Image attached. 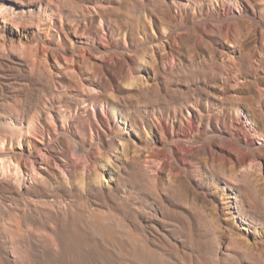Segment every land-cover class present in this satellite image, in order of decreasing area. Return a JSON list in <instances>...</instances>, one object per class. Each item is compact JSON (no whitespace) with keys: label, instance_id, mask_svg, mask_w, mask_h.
Instances as JSON below:
<instances>
[{"label":"rangeland","instance_id":"374dc122","mask_svg":"<svg viewBox=\"0 0 264 264\" xmlns=\"http://www.w3.org/2000/svg\"><path fill=\"white\" fill-rule=\"evenodd\" d=\"M14 2L0 20V127L31 123L12 154L25 174L65 180L85 234L70 264H264V0ZM94 175L104 192L87 191Z\"/></svg>","mask_w":264,"mask_h":264},{"label":"bare ground","instance_id":"6f19581e","mask_svg":"<svg viewBox=\"0 0 264 264\" xmlns=\"http://www.w3.org/2000/svg\"><path fill=\"white\" fill-rule=\"evenodd\" d=\"M23 3V1H21ZM55 6V5H54ZM38 7V6H37ZM57 7V6H56ZM16 8L14 0H0V20L7 23L11 19L8 9ZM21 8V7H20ZM34 8V7H33ZM41 8V7H40ZM44 8V7H43ZM59 8V7H58ZM85 8V7H84ZM84 8L81 9L84 10ZM18 10V9H17ZM29 10V9H28ZM50 10V9H49ZM13 11V10H12ZM41 12V11H40ZM98 12V10H97ZM96 12V13H97ZM34 13V12H33ZM54 13V12H53ZM80 14V13H79ZM83 14V13H82ZM85 14V13H84ZM13 15V14H12ZM87 15V14H86ZM98 15V14H97ZM78 16V15H77ZM31 17V16H29ZM36 17V16H35ZM64 17V15H63ZM67 17V16H66ZM74 17V15H73ZM83 17V16H82ZM81 17V18H82ZM39 18V17H38ZM79 18V17H78ZM230 18V17H229ZM30 18H28L29 21ZM32 19V18H31ZM61 19V18H60ZM76 19V18H75ZM232 19V18H231ZM235 19V18H233ZM18 20V19H17ZM60 21V20H59ZM211 21V20H210ZM12 22V21H10ZM260 24V23H259ZM4 25V24H3ZM263 25V24H262ZM21 26V25H20ZM217 26V25H215ZM16 27H18L16 25ZM15 27V28H16ZM20 29V28H19ZM258 29V28H257ZM2 30V29H1ZM10 30V29H9ZM11 32V31H10ZM69 33V32H68ZM2 35V34H1ZM180 35V34H179ZM15 36V35H14ZM26 36V35H25ZM29 36V35H28ZM37 36V35H36ZM23 37V36H22ZM27 39V38H26ZM25 39V40H26ZM75 39V38H74ZM257 39V38H256ZM8 41V39H7ZM20 41V40H19ZM263 41V40H262ZM11 42V41H10ZM21 42V41H20ZM27 42V41H26ZM71 42V41H70ZM15 43V42H14ZM42 43V41H41ZM40 43V44H41ZM11 44V43H10ZM17 44V42L15 43ZM21 44V43H20ZM72 44V43H71ZM153 44V43H152ZM89 45V44H88ZM6 45L0 43V63L4 57L9 58V52L6 51ZM17 46V45H16ZM38 46V45H37ZM185 46V45H184ZM26 61H32L29 47L19 46ZM32 47V45H31ZM34 47V46H33ZM32 47V49H33ZM39 47V46H38ZM42 47V45H41ZM44 47V44H43ZM56 47V45H55ZM74 47V46H73ZM142 47V46H141ZM12 48V47H11ZM18 49V46L16 47ZM35 48V47H34ZM50 48V47H49ZM10 47L8 48V50ZM19 49V50H20ZM31 49V50H32ZM44 49V48H43ZM53 49V48H52ZM18 50V51H19ZM36 50V49H35ZM46 50V49H45ZM58 50V49H56ZM89 50V49H88ZM87 50V51H88ZM108 50V49H107ZM152 50V49H151ZM39 51V49H38ZM59 51V50H58ZM103 51V50H102ZM154 51V50H153ZM12 52V51H11ZM15 52V50H14ZM41 52V51H40ZM75 52V48H74ZM73 52V54H75ZM90 52V51H89ZM126 52V51H125ZM155 52V51H154ZM20 53V51H19ZM86 53V52H85ZM84 53V55H86ZM91 53V52H90ZM16 54V53H15ZM18 54V53H17ZM21 54V53H20ZM71 54V53H70ZM94 54V53H93ZM104 54V53H103ZM77 55V54H76ZM88 55V54H87ZM98 55V53H97ZM101 55V54H100ZM254 55V54H253ZM18 56V55H17ZM22 56V55H21ZM64 56V55H63ZM73 57V56H72ZM106 57V55H105ZM85 58V57H84ZM87 58V57H86ZM10 59V58H9ZM8 59V61H9ZM34 60V61H33ZM155 60V59H154ZM145 61V60H144ZM146 62V61H145ZM154 62V61H153ZM258 63V62H257ZM5 65V64H4ZM8 65V64H7ZM26 66V65H25ZM31 66V64H30ZM9 67V66H8ZM34 67V66H33ZM1 69V68H0ZM8 69V68H7ZM36 70V69H35ZM37 68V76L43 79L45 71ZM20 71V70H19ZM8 72V71H7ZM35 72V71H34ZM259 75V74H258ZM36 76V75H35ZM29 79V78H28ZM42 81V80H41ZM1 89V87H0ZM149 91V90H148ZM264 98V96H263ZM22 103V102H20ZM22 105V104H21ZM45 106V105H44ZM61 106V105H60ZM67 106V105H66ZM35 112V111H34ZM159 112V111H158ZM20 114V113H19ZM49 114V113H48ZM189 114V113H188ZM203 117V116H201ZM207 126L209 128L208 117ZM65 120V119H64ZM31 122V121H30ZM28 127L20 126L19 130H14L11 122L7 127H0V264H57L60 261L70 264V260L77 254V243L75 236H85L79 231V225L72 212L71 204L67 203L60 195V188L64 187L65 180L54 171L46 170L38 172L33 169L31 173L25 174L20 165V158L23 153L12 154L11 146L14 141L23 136H31L36 128L31 125ZM5 125V124H4ZM19 126V125H18ZM66 133V132H65ZM208 133V132H207ZM206 133V134H207ZM61 134V133H60ZM66 135V134H64ZM43 136V135H42ZM214 136V135H213ZM217 136V135H216ZM176 137V136H175ZM221 137V136H220ZM206 138V137H205ZM123 140V139H122ZM111 141V140H110ZM174 141V140H173ZM172 141V142H173ZM215 138L212 135L208 137L207 144L213 145ZM171 142V143H172ZM232 142V140H231ZM170 143V142H169ZM233 143V142H232ZM167 144V143H166ZM186 144V143H185ZM191 144V143H190ZM197 144V143H195ZM202 144V143H201ZM79 150H84V146L77 144ZM110 145V144H109ZM112 145V143H111ZM193 145V144H191ZM189 145V146H191ZM245 145V144H244ZM99 146V145H98ZM167 148V145H165ZM201 146V145H200ZM240 146V144H239ZM22 147V146H21ZM100 147V146H99ZM197 147V146H196ZM242 147V145L240 146ZM169 148V147H168ZM190 148V147H189ZM194 148V147H193ZM247 148V147H245ZM249 148V147H248ZM105 149V148H104ZM76 150V149H75ZM87 150V149H86ZM171 150V149H170ZM252 150V149H251ZM169 151V150H168ZM83 152V151H82ZM85 152V151H84ZM244 152V151H243ZM242 152V153H243ZM253 152V151H252ZM171 153V152H170ZM173 153V152H172ZM30 154V153H29ZM119 154V153H118ZM196 154V153H195ZM207 154V153H206ZM250 154V152H249ZM243 155V154H242ZM197 156V154H196ZM209 156V155H208ZM23 157V156H22ZM251 157V156H250ZM128 158V157H127ZM175 159V157H174ZM172 158V160H174ZM198 159V158H197ZM22 160V159H21ZM167 160V159H166ZM204 160V159H202ZM243 160V159H242ZM137 161V160H136ZM205 161V160H204ZM111 162L108 158L102 159L104 169ZM209 165L208 162H206ZM242 163V161H241ZM243 164V163H242ZM134 165V164H133ZM241 165V164H239ZM128 167V165H127ZM174 167V166H173ZM220 167V166H219ZM233 167V166H232ZM175 168V167H174ZM184 168V167H183ZM228 168V167H227ZM203 169V168H202ZM162 170V169H161ZM160 170V171H161ZM229 170V169H228ZM245 170V169H244ZM116 172V171H115ZM179 172V171H178ZM225 172V171H224ZM230 172V171H229ZM246 172V171H245ZM160 173V172H159ZM186 173V172H185ZM226 173V172H225ZM234 173V181H237V174ZM248 173V171H247ZM240 173L239 175H247ZM250 173V171H249ZM158 174V173H157ZM153 175V173L151 174ZM229 175V173H228ZM252 175V174H251ZM178 175H176L177 177ZM186 176V175H182ZM100 178L94 175L85 183L87 191L99 190L104 192V175ZM151 177V176H150ZM73 189L84 186L83 180L78 174H74ZM257 178V177H255ZM176 179V178H175ZM247 179V178H246ZM245 179V180H246ZM88 180V179H87ZM154 180V179H153ZM174 180V179H172ZM243 180V179H242ZM71 181V180H70ZM74 182H77L75 184ZM167 182V181H165ZM164 182V183H165ZM239 182V180H238ZM245 182V181H244ZM260 182V181H259ZM157 183V182H155ZM241 183V181L239 182ZM68 184V183H67ZM72 184V183H71ZM245 184V183H243ZM156 185V184H153ZM152 185V186H153ZM67 186V185H66ZM168 186V184H167ZM183 186V185H182ZM221 186V185H220ZM71 188V186L69 187ZM81 189V188H80ZM82 190V189H81ZM137 190V189H136ZM154 190V189H153ZM160 190V189H159ZM231 195V204L236 210L237 216L244 218L239 210L238 194L234 189L229 188ZM259 190V189H258ZM155 191V190H154ZM196 191V190H195ZM85 192V191H84ZM187 193V192H186ZM196 193V192H195ZM194 193V194H195ZM256 193V192H255ZM116 194V193H115ZM158 194V193H157ZM192 194V193H191ZM192 194V195H194ZM94 196V195H93ZM162 196V195H161ZM197 196V195H196ZM198 197V196H197ZM80 198V197H79ZM94 198V197H93ZM151 198V197H150ZM198 199V198H197ZM201 199V198H200ZM204 199V198H203ZM203 199H201L203 201ZM205 201V199H204ZM203 201V202H204ZM206 202V201H205ZM264 202V201H263ZM123 203V202H121ZM208 203V201H207ZM78 204V203H77ZM149 204V203H148ZM204 204V203H203ZM252 204V203H251ZM201 205V204H200ZM207 205V204H206ZM126 206V205H125ZM148 206V205H146ZM208 207V206H207ZM206 207V208H207ZM229 207V206H228ZM151 208V207H150ZM109 209V208H108ZM254 210V209H253ZM258 210V209H257ZM214 211V210H213ZM255 211V210H254ZM148 212V211H147ZM233 212V211H232ZM256 212V211H255ZM258 212V211H257ZM137 213V212H136ZM152 214V213H151ZM262 214V213H261ZM264 214V213H263ZM235 215V214H234ZM260 215V214H259ZM162 216V215H161ZM213 217V215H212ZM211 217V218H212ZM159 218V217H158ZM219 219V218H218ZM249 219V218H248ZM89 220V219H88ZM212 220V219H211ZM142 222V221H141ZM212 222V221H211ZM214 222V221H213ZM214 225V224H213ZM122 236H128L124 224L119 225ZM96 222L90 219L88 231L91 235L96 234ZM213 228V227H212ZM129 229V228H128ZM247 229V228H246ZM159 230V229H158ZM219 230V229H218ZM205 233V232H204ZM203 234V233H202ZM212 235V234H211ZM210 235V236H211ZM214 236V235H213ZM213 238V237H211ZM210 238V239H211ZM235 238V237H234ZM218 239V238H217ZM214 240V239H211ZM210 240V241H211ZM226 240V239H225ZM219 241V239H218ZM212 242V241H211ZM250 242V241H249ZM87 243V242H86ZM89 244V243H88ZM217 244L216 243H212ZM211 244V245H212ZM245 244V243H244ZM246 245V244H245ZM249 245V244H248ZM222 246V245H221ZM226 246V245H225ZM224 246V247H225ZM217 247V246H216ZM215 247V248H216ZM223 247V248H224ZM249 247V246H248ZM221 248V247H220ZM258 249V248H257ZM229 250V249H228ZM242 250V249H241ZM120 251V250H119ZM149 251V250H148ZM233 251V250H232ZM218 252V251H217ZM144 253V252H142ZM146 253V252H145ZM148 253V252H147ZM219 253V252H218ZM224 253V252H223ZM149 254V253H148ZM234 254V253H233ZM253 254V253H252ZM256 254V253H255ZM253 254V255H255ZM90 255V254H89ZM95 255V254H94ZM88 256V255H87ZM91 256V255H90ZM139 256V255H138ZM141 256V255H140ZM230 256V255H229ZM149 257H151L149 255ZM228 257V256H227ZM96 258V256H95ZM106 258V257H105ZM154 259V257H153ZM234 260V258H232ZM97 260V259H96ZM107 260V258H106ZM241 260V259H240ZM243 260V259H242ZM239 261V259H238ZM99 263V262H98ZM231 263V262H229ZM243 264V263H242Z\"/></svg>","mask_w":264,"mask_h":264}]
</instances>
